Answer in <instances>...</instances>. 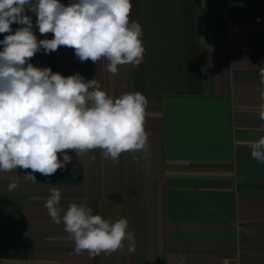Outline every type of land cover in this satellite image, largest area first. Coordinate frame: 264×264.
<instances>
[{
  "label": "crops",
  "instance_id": "obj_1",
  "mask_svg": "<svg viewBox=\"0 0 264 264\" xmlns=\"http://www.w3.org/2000/svg\"><path fill=\"white\" fill-rule=\"evenodd\" d=\"M245 1L229 8L227 0H131L146 51L141 65L118 66L115 75L106 60L81 62L65 46L30 59L65 77L96 79L113 97L144 94L147 155L133 161L122 153L113 162L100 149L81 157L67 150L65 168L33 173L36 182L22 180L14 191L9 178L31 169L0 173V264H177L180 255L186 264H264V163L248 147L264 135L251 111L260 103L264 0ZM25 15L38 40L54 38L39 32L27 6ZM20 27L13 23L0 41ZM53 187L61 215L82 203L112 222L128 219L135 251L125 241L111 255H76L44 207Z\"/></svg>",
  "mask_w": 264,
  "mask_h": 264
},
{
  "label": "clouds",
  "instance_id": "obj_2",
  "mask_svg": "<svg viewBox=\"0 0 264 264\" xmlns=\"http://www.w3.org/2000/svg\"><path fill=\"white\" fill-rule=\"evenodd\" d=\"M26 6L36 15L39 32H51L53 39H37ZM131 10V0H74L67 6L60 0H0V33H12L13 23L23 26L0 41V173L31 169L23 177H10L8 191L22 180L36 182L33 173L50 176L65 168L72 161L67 150L81 157L100 149L113 162L122 153H132L133 161L136 153L147 155L149 101L144 94L113 97L96 79L85 82L79 73L65 77L29 62L41 50L49 54L65 46L81 62L106 60L112 75L121 65L138 67L146 49L141 24L130 21ZM258 75L260 103L251 111L264 121V68ZM248 147L251 157L264 163V135L248 141ZM60 201L61 192L53 187L44 207L53 223H63L76 255H111L123 251L125 241L128 252L135 251L128 219L112 222L82 203L69 204L61 215ZM186 260L180 255L177 264Z\"/></svg>",
  "mask_w": 264,
  "mask_h": 264
},
{
  "label": "built area",
  "instance_id": "obj_3",
  "mask_svg": "<svg viewBox=\"0 0 264 264\" xmlns=\"http://www.w3.org/2000/svg\"><path fill=\"white\" fill-rule=\"evenodd\" d=\"M227 2H228L229 8L236 7V6H238V7L245 6V4H246L245 0H227ZM262 63L264 65V52L262 54ZM223 264H230V261L228 260V258L225 259V262Z\"/></svg>",
  "mask_w": 264,
  "mask_h": 264
}]
</instances>
